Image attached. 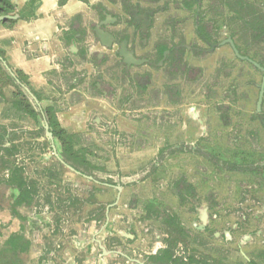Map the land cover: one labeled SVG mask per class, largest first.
<instances>
[{"label": "rangeland", "instance_id": "rangeland-1", "mask_svg": "<svg viewBox=\"0 0 264 264\" xmlns=\"http://www.w3.org/2000/svg\"><path fill=\"white\" fill-rule=\"evenodd\" d=\"M101 2L91 0L92 8L68 20L80 34L71 45L76 51L62 42L58 68L43 83L25 87L37 103L16 81L34 112L16 108L15 87L0 79V135L2 129L7 134L0 142V264H132L102 254L97 242L143 264L164 248L174 249L183 264H264V93L258 109L264 74L253 64L264 69V45L246 31L248 16L236 11L214 20L216 41L231 38L244 59L226 45L201 57L187 54L193 78L187 73L171 83L158 73L136 98L119 89L116 48L107 51L93 37L94 8ZM245 2L264 14V0ZM95 54L106 63L94 66ZM96 83L113 87L114 96H101ZM171 88L179 94L177 105L153 100L154 90ZM47 119L56 124L51 140ZM52 143L58 156L78 159L87 173L120 192L69 171ZM11 146L12 157L2 150ZM173 147L185 150L158 160ZM208 156L254 171H229ZM12 164L33 187L28 206H13L17 191L7 183ZM184 188L193 195L182 199ZM14 234L29 244L17 257L5 251Z\"/></svg>", "mask_w": 264, "mask_h": 264}, {"label": "flooded vegetation", "instance_id": "flooded-vegetation-1", "mask_svg": "<svg viewBox=\"0 0 264 264\" xmlns=\"http://www.w3.org/2000/svg\"><path fill=\"white\" fill-rule=\"evenodd\" d=\"M97 5L94 12L98 21L92 29L93 37L99 46L107 51H111L113 47L116 48L114 56L117 61L114 63V68H116L120 78L119 89H129L136 98L143 96L148 91V87L153 84L158 73L163 72L164 78L171 83L186 79L187 73L193 78L194 68H191L185 61L187 54L201 57L225 45L229 46L234 53L233 46L235 49L236 46L231 38L216 41L217 30L214 20H221L226 16L233 18L236 11L245 14L244 9L248 7L245 0H106V3L101 2ZM88 8H92V4H88ZM257 14L264 18L263 13ZM113 25L121 27L114 32L106 30L108 26ZM96 28L110 36L111 40L108 47L103 46L97 38ZM78 36H76L77 39ZM122 45H124L125 52L130 53L132 59L138 63L125 62L124 57L120 55ZM93 57L96 58V61L93 60V65L96 67L106 63L102 55L95 54ZM245 61L250 62L249 60ZM253 64L262 68L260 64ZM142 68L147 70L140 71ZM95 86L101 96L110 98L114 96L112 94L113 87L104 85V88H101L98 83ZM151 95L153 100L165 99L169 105H177L179 99V94L175 88L163 89L162 92L154 90ZM52 145L54 144L52 143ZM181 149L185 150L183 147L169 148L159 154L158 160L161 161L166 155L179 152ZM186 149L192 150L190 147ZM54 154L58 162L72 173L88 181L101 182L105 183V186L114 187L110 182L98 180L87 173L85 166H80L78 159L64 160L58 156L56 148ZM208 158L214 164L229 171L247 170L230 169L228 165L233 163L220 161L213 156H208ZM114 188L118 192L121 190L119 186ZM181 191L185 192L182 194V199L186 198L185 195H193L191 188H184ZM117 202L118 198L106 209V220L108 219L109 208L116 205ZM97 244L102 254H114L125 258L132 264H143L129 259L119 252H106L99 242ZM162 251V255L150 256L149 263L183 264L175 255L174 249L164 248ZM194 264L208 263L195 260Z\"/></svg>", "mask_w": 264, "mask_h": 264}, {"label": "crops", "instance_id": "crops-1", "mask_svg": "<svg viewBox=\"0 0 264 264\" xmlns=\"http://www.w3.org/2000/svg\"><path fill=\"white\" fill-rule=\"evenodd\" d=\"M59 1L12 0L16 23L12 28L0 23L2 65L6 64L9 71L3 66L11 76L22 73L30 86L43 83L45 74L58 68L57 48L62 42L67 44L65 38L74 31L68 20L85 13L91 4V0H67L60 6ZM71 45L70 50L75 52Z\"/></svg>", "mask_w": 264, "mask_h": 264}, {"label": "trees", "instance_id": "trees-1", "mask_svg": "<svg viewBox=\"0 0 264 264\" xmlns=\"http://www.w3.org/2000/svg\"><path fill=\"white\" fill-rule=\"evenodd\" d=\"M67 0H60L59 5H63L66 3ZM245 14L248 16V20L245 22L246 31L251 35L252 39L256 42H260L264 45V18L258 16V14L250 7H245L244 9ZM16 15V7L12 3V0H0V16H15ZM102 18V17H101ZM16 23V20H8L6 22L1 23L2 25L6 26L7 28H12L13 25ZM79 35V32L72 31L69 37H66L67 45H71L72 43H76L78 39L76 36ZM80 56H84V50H80ZM0 58L4 61L3 54L0 51ZM93 60L96 61V58L93 57ZM6 80L9 84L15 87V93L13 94V103L14 106L18 109L26 110V112H34L30 106L29 99L27 94L21 89V87L16 84L18 81L22 86L26 88H30V84L27 81V78L20 72H15L14 76H11L9 72L4 68L2 62L0 60V79ZM1 79V80H2ZM37 98V95H35ZM39 100V99H38ZM44 112H47V110ZM259 117V116H258ZM260 118V117H259ZM47 125L49 126V132L53 137L56 136V133L53 131V127L56 125L50 119L46 120ZM2 135H0V142L3 143L4 137L7 135L6 131L2 129ZM9 141L12 140L8 137ZM2 150L8 156H14L15 150L14 146L10 148L3 147ZM62 159L66 160L64 156H61ZM9 176L7 179V183L9 185L14 186L17 191V196L13 202L14 208L28 206L30 204V200L32 199V195L34 194L33 187L31 184L23 177L22 169L17 167L15 164L7 165ZM227 166V165H226ZM230 169H247L249 171H254L252 168H244L239 167L235 164L228 165ZM12 214L16 217H19L16 209L12 211ZM6 252H9L12 256L17 257L21 254L26 253L28 250V242L23 238V236L14 234L10 236L7 241L5 242Z\"/></svg>", "mask_w": 264, "mask_h": 264}, {"label": "water", "instance_id": "water-1", "mask_svg": "<svg viewBox=\"0 0 264 264\" xmlns=\"http://www.w3.org/2000/svg\"><path fill=\"white\" fill-rule=\"evenodd\" d=\"M16 19H17V16H0V23L6 22V21H8V20H16ZM95 34H96L97 38L100 40V42H101V44H102L103 46L108 47V46L110 45V40H111V38H110V36H109L108 34L102 32L99 28H96V29H95ZM232 46H233V45H232ZM72 49H74V48L72 47ZM233 50H234L235 55H236L239 59H244V58H242V57L239 56V54H238L237 50L234 48V46H233ZM120 55H121L122 57H124V60H125V62H127V63H130V62L138 63L137 61H135V60L132 59V56H131L130 53H126V52H125L124 45H122V49H121V51H120ZM3 65H4L5 68L9 71V69L7 68V66H6V64H5L4 62H3ZM254 65L258 67V65H256V64H254ZM258 68H259V67H258ZM259 69H260V70L263 72V74H264V69H263V68H259ZM11 74H12V73H11ZM17 83H18V82H17ZM24 90L29 94V96L34 100V102L37 103L36 99H35V98L29 93V91H28L26 88H24ZM263 93H264V76H263V80H262V84H261V88H260V94H259V100H258V109L260 108V105H261V102H262ZM44 128H45V130H46V133H47L48 138L51 140L52 137H51V133L48 131V125L45 124ZM52 146H53V150H54V152H55L54 145H52ZM56 156H57V155H56Z\"/></svg>", "mask_w": 264, "mask_h": 264}]
</instances>
